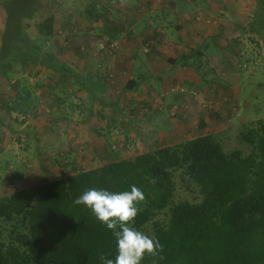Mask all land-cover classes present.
Returning a JSON list of instances; mask_svg holds the SVG:
<instances>
[{
	"label": "rangeland",
	"instance_id": "rangeland-1",
	"mask_svg": "<svg viewBox=\"0 0 264 264\" xmlns=\"http://www.w3.org/2000/svg\"><path fill=\"white\" fill-rule=\"evenodd\" d=\"M180 1L42 0L40 16L56 15L47 48L106 87L92 100L46 70H17L14 81L32 88L38 105L34 115L8 114L0 102V195L204 132L221 134L228 150L241 146L247 126L264 118V17L256 19L255 0ZM103 21L119 27L113 42ZM26 24L36 36L38 21ZM3 27L0 6V35ZM202 44L192 66L169 69V57ZM15 90L1 88L8 98Z\"/></svg>",
	"mask_w": 264,
	"mask_h": 264
},
{
	"label": "trees",
	"instance_id": "trees-1",
	"mask_svg": "<svg viewBox=\"0 0 264 264\" xmlns=\"http://www.w3.org/2000/svg\"><path fill=\"white\" fill-rule=\"evenodd\" d=\"M41 2L0 0V102L8 114L34 115L38 105L32 88L14 81L18 69L32 76L46 70L76 83L92 100L101 98L106 87L47 48L56 33V15L40 16ZM255 2L259 20L264 0ZM131 13L124 16L122 28ZM26 20L38 21L36 36ZM103 22L113 42L119 27ZM257 25L259 21L252 23ZM202 55L204 44L169 57V69L192 66V59ZM142 81L132 78L128 88L136 90ZM3 84L16 93L8 98ZM0 125H6L1 118ZM240 142L228 150L221 134L204 132L0 195V264H104L102 257L115 259L118 245L112 230L75 200L90 188L120 192L132 185L146 199L130 226L163 245L157 255L145 254L141 264H264V118L250 123Z\"/></svg>",
	"mask_w": 264,
	"mask_h": 264
},
{
	"label": "clouds",
	"instance_id": "clouds-1",
	"mask_svg": "<svg viewBox=\"0 0 264 264\" xmlns=\"http://www.w3.org/2000/svg\"><path fill=\"white\" fill-rule=\"evenodd\" d=\"M145 199L144 192L132 185L130 191L120 192L90 188L75 200L91 209L117 239L115 259L102 257L104 264H141L145 254L155 256L163 250L157 239L130 226L139 213V203Z\"/></svg>",
	"mask_w": 264,
	"mask_h": 264
},
{
	"label": "crops",
	"instance_id": "crops-1",
	"mask_svg": "<svg viewBox=\"0 0 264 264\" xmlns=\"http://www.w3.org/2000/svg\"><path fill=\"white\" fill-rule=\"evenodd\" d=\"M170 2H172V1H175V0H169ZM180 2H182V3H185V2H187V1H180ZM191 4V3H190ZM170 9V8H169ZM171 10H172V12L174 13V14H177V15H179L178 13H180V10L178 9V7H175V8H171Z\"/></svg>",
	"mask_w": 264,
	"mask_h": 264
},
{
	"label": "built area",
	"instance_id": "built-area-1",
	"mask_svg": "<svg viewBox=\"0 0 264 264\" xmlns=\"http://www.w3.org/2000/svg\"><path fill=\"white\" fill-rule=\"evenodd\" d=\"M175 109H176V107H175Z\"/></svg>",
	"mask_w": 264,
	"mask_h": 264
}]
</instances>
